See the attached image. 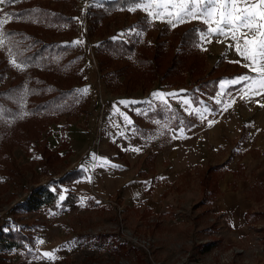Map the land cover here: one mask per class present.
<instances>
[{
	"label": "rangeland",
	"instance_id": "1",
	"mask_svg": "<svg viewBox=\"0 0 264 264\" xmlns=\"http://www.w3.org/2000/svg\"><path fill=\"white\" fill-rule=\"evenodd\" d=\"M114 1L10 3L16 8L36 2L49 10L47 19H31L32 32L46 44L65 48L57 58L64 68L54 76L35 71L47 81L68 85L75 106L73 112L61 113L30 109L23 92L14 113L0 108V264H264V151L259 147L264 128L252 127L262 109L251 105L242 110L244 85L215 95L218 74L231 77L245 64L228 56L237 43L230 41L231 35L210 31L217 27L218 4L200 5L198 18L183 15L180 22V0L167 8L153 4L148 11L146 0L128 1L102 14L97 11L98 19L89 22L90 10ZM7 3H0V54L9 64L4 73L0 67V91L19 76H24L23 89L29 81L26 64L14 59L2 36V25L9 20ZM155 11L161 18L150 14ZM208 11L212 14L205 15ZM184 22L193 28L189 40L185 29L177 27ZM103 40L133 47L117 52L103 47ZM234 53L247 60L237 46ZM142 57L146 63L140 65ZM214 81L216 90L210 95ZM189 110L208 119L209 128L217 117L232 112L229 133L239 129L243 113L254 116L238 135L224 137L222 146L196 145L192 154L201 161L186 165L181 143L187 137L182 125ZM126 129L129 137L136 136L135 145L125 139ZM173 129L179 143L170 135ZM199 129L197 125L187 135L198 142ZM249 146L252 161L246 168L237 160ZM149 150L157 152L155 164L146 157ZM232 152L236 169L231 168ZM227 154L229 159L218 168L215 163ZM153 174L156 200L150 205L140 198L149 192L144 179ZM225 174L235 177L225 190L239 192L250 203L247 222L238 226L214 208ZM236 180L244 185L237 188Z\"/></svg>",
	"mask_w": 264,
	"mask_h": 264
},
{
	"label": "trees",
	"instance_id": "2",
	"mask_svg": "<svg viewBox=\"0 0 264 264\" xmlns=\"http://www.w3.org/2000/svg\"><path fill=\"white\" fill-rule=\"evenodd\" d=\"M128 1H137V0H115L114 2H108L107 6L99 10H90L89 14L91 15V20L98 19L99 11L101 14L105 12L106 9H111L115 4L123 5ZM6 14L9 16V20L2 25L1 32L2 36L7 45L10 46L14 59L21 63L26 64L24 67V73L29 79L26 89L24 87V76H19L16 80L12 79V85L2 91H0V108H3L5 112H12L18 110L20 107V102L22 101L23 92L27 94L26 104L30 109L40 110L45 109L53 113L61 112H73L74 104L71 101L73 93L67 86H64L59 83L58 80H46V77L41 74H52L56 75L57 71H60L64 68V65H61V62H57L58 56H60L65 48L63 46L42 42L38 37L33 34L32 30L34 29L33 20L31 19H47L49 15V10L42 8L40 4L33 2V4L19 5L16 8H11L10 3H7L5 6ZM90 25V23H89ZM189 23H182L177 25V27L184 28L186 31V38L188 40L191 38V26ZM200 27L204 28V24H200ZM195 31V29H194ZM193 32V31H192ZM190 37V38H189ZM185 38V39H186ZM103 47L106 49H113L117 52L131 50L132 45L119 44V42L111 40H103ZM158 51H156L157 53ZM155 53V55H156ZM156 57V56H155ZM172 57V56H170ZM144 57L137 59L140 65L146 63ZM151 59V58H150ZM99 66L102 69L105 66V60L102 58L98 60ZM142 63V64H141ZM172 63L170 62L167 66V69H170ZM8 62L0 54V67L3 68L1 71L4 73L8 68ZM35 68H38L41 72L40 76L35 71ZM43 69V71H41ZM149 71H152V68H149ZM43 72V73H42ZM218 78H215V81L221 78L222 74H218ZM47 76V75H46ZM214 81V86L209 87L208 92L210 95L216 90V82ZM206 82H204V85ZM74 105V106H73ZM72 106V107H70ZM12 112V113H14ZM5 114V113H4ZM186 120V119H185ZM199 118L195 115L190 114L189 118L184 121V126L190 127L198 122ZM118 151V149H117ZM121 152V150H119ZM154 156L155 153H150ZM213 170V168H212Z\"/></svg>",
	"mask_w": 264,
	"mask_h": 264
},
{
	"label": "crops",
	"instance_id": "3",
	"mask_svg": "<svg viewBox=\"0 0 264 264\" xmlns=\"http://www.w3.org/2000/svg\"><path fill=\"white\" fill-rule=\"evenodd\" d=\"M223 7L224 6L222 4L220 6H219V4L215 5L216 20H219L221 18L220 9H222ZM227 7H228V10L231 11L232 8H233V5L231 3H229ZM245 7L249 8L250 11H254V12L257 13V18L254 19L253 21H251V23L254 26L259 25V24H264V20H260L259 19V12L260 11H264V8H262V7H253L252 4L246 3V0H237L236 8L244 9ZM223 29H225L224 30L225 32H228V31H230L231 28L228 27V28H223ZM234 31H235L236 36H238V37L240 36V32L241 31L246 32V33L249 32V30L247 28L235 29ZM259 31L260 32H264V28L259 29ZM222 36L223 37H227L225 35H222ZM253 36H255L257 41L261 40V39H264V36L259 35L258 32L249 33V39H252ZM230 38H231V36H230ZM230 41H234V40L232 39ZM239 43H242V44H240L241 48H244V41L240 40ZM236 46H237V43H236V45L233 44V46H232L233 52L232 51H228V56L231 57L230 60L233 61L234 63H236L237 65H238V62L239 63H245L246 65L251 63V61L248 60V59L247 60L238 59L237 54L234 53V51H236ZM227 48H228V46H226V43H225V47L222 49V51L223 50L226 51ZM247 48H248V53H247L248 55H253L255 51H258L256 49H254V45H252V44H249L247 46ZM224 51H223V53H224ZM241 57L245 58L242 55H241ZM235 61H237V62H235ZM257 62L258 63L260 62V57H257ZM244 65L242 66V68L239 69V71H237V74H234L231 77H226V76H222L221 77V79L217 83V91H215V95L217 93L222 95L224 92H227V88L228 87L237 86V88H238V86L240 87V85H244L245 88H244L243 92L245 93V96H244V104H245V106L242 108V110L244 108L248 109V107L251 106V105L260 106V108L262 109V112L260 114H257L252 119L256 123V124H253L252 127H253V129H257V128H261L262 129V128H264V106H261V105H264V88H262L260 86V83H259L260 75L257 72L251 71L250 68L245 67ZM242 76H247V77H249V79L240 80L238 83H234V84L231 83V81L237 80L239 77H242ZM221 81H223L225 84H222L220 86L219 83ZM253 81H257V82L254 83ZM257 93H260V94L258 95ZM228 103H229V105H233L234 104V102L232 100L230 102H228ZM192 104H193V106L198 105V103H194V101H192ZM248 110H250V109H248ZM186 113H185V115H188V116L190 114H195L191 110H189L187 114ZM232 116H233V113L230 112V113H226L221 118L217 117L216 118V124L214 126L212 125L210 128L207 127L208 126L207 125L208 124V119L201 120V118H199V116H198L199 120H198V122L196 124H194V125H192L190 127H187V128L184 125H182V134H185V136H187V137L183 138L182 143H181L182 146H183V150H181V152L183 153V156H182L183 164L187 165V163H189V165H190V163L191 164L192 163L197 164V162H200L201 161L200 156L197 158L196 157V153L192 154L194 148H196V145L205 146L206 143H210L211 142V143L216 144L217 146L218 145L222 146L224 137H229V135H233V137H234L235 135H238V130L240 129V127L242 125L246 124L247 122H250V118L252 116H254V114H252L251 117H250V114L247 115V117H246V114L243 113V118H241L239 120V129L231 130V132L229 133L228 132V128L233 126L234 118ZM197 125H199V128H200L198 134L201 135V137H202V139L199 140L198 142L195 139V137L187 135V133L193 132L192 129L196 128ZM177 127H178V129L180 128L179 126H177ZM224 127H227L226 131L223 130ZM134 129H135V127H134ZM178 129L175 128V130H178ZM175 130L173 129L172 131H170V135L172 136V139H173L174 142H175V140H177L176 143H179V137H175L174 133H173V131H175ZM129 131H128V129H126V133H125L126 137H125V135H124V137L127 140V142L130 143V145H135L138 142V140L136 139V136H135V138H131V137H134V135H131L129 137V135H130V133H128ZM133 132L135 133L136 131H133ZM245 133L248 136V134H250V129L246 130ZM127 137H129V138H127ZM186 147H188V149L184 150ZM259 147H260L261 151L262 150L264 151V143L260 144ZM117 149L121 150V152H123L121 147H117ZM230 151H232V150H230ZM150 153H155V155L151 156ZM156 156H157V152L156 151L149 150L147 152V156L146 157H148V159L150 157L151 160H152L151 162L155 164ZM185 156H186V158H184ZM228 156H229L228 154L225 155V157H223L220 162L215 163L216 166H218V168H220L222 166L223 162L225 161L223 159H226ZM174 158H177V157H174ZM262 158H264V154L262 155V157L260 159H262ZM227 159H229V158H227ZM234 159H235V157L233 156V152H232L231 159H230L231 160L230 163H231V168L232 169H236L237 168V167H235L236 160H234ZM251 161H252V159L250 158V146H249L248 150L245 151V153L243 154L241 159L237 160V162L238 163H242L244 166H246V168H250V162ZM177 163H178V160L176 161V164ZM208 164H211V163H208ZM212 165H214V164H212ZM225 166H227V164L224 165L223 168ZM204 167H206V166L204 165L203 168ZM228 167L229 166H227V168ZM203 168H201V169H203ZM184 171H187V170H184ZM184 171H182V172H184ZM234 178L235 177L233 175L228 176V175L225 174L224 175V179L219 182V186L218 187H219L220 192L223 191V194H221L219 192V190H218L217 193H219L220 199L218 198L219 200L215 201L216 204H215L214 208H215V211H217L218 213L226 214L228 216V219L231 222V224H233L234 226H238L239 224H242V222H244V221L247 222L245 213L248 211L250 203H247L246 199H244V197L242 198V194H240L239 192H237V191H233L232 192V191H226L225 190V187L228 185V182L231 179L233 180ZM144 182H145V186H146L145 191L148 190L149 192L145 193L147 195H143L142 197H144V199L140 198V200L142 202H143V200H145V202H148V204L151 205V204L154 203L153 200H156V194H155V189H156L155 186L157 185L156 184V182H157L156 175L153 174V175L147 176L144 179ZM235 183L237 184V188L242 187L244 185L243 181H239V180L238 181L236 180ZM222 184H224V185H222ZM140 188L141 187H139V189ZM228 193H231V194H228Z\"/></svg>",
	"mask_w": 264,
	"mask_h": 264
},
{
	"label": "snow or ice",
	"instance_id": "4",
	"mask_svg": "<svg viewBox=\"0 0 264 264\" xmlns=\"http://www.w3.org/2000/svg\"><path fill=\"white\" fill-rule=\"evenodd\" d=\"M11 3L12 0H0V3ZM231 3L233 5V8L231 11L228 10L227 5ZM237 0H180V12L177 13L176 19L180 22H183V15H191L193 18L197 17V8L200 5L204 4H222L224 7L220 9V15L221 18L216 21L217 27L214 29H210L212 32H218L221 35H231V38L233 40L237 41V51L240 52L242 56L245 57V59H248L251 61L248 65H245V67H248L253 72H257L260 75V86L264 88V39L256 40L255 36L252 37V39H249V33L251 32H258L259 35L264 36V32H260L259 29L264 28V24H259L254 26L251 21L257 18V13L254 11H250L249 8L245 7L244 9H238L236 8ZM246 3H250L253 5V7H262L264 8V0H246ZM155 5L156 8H167L169 5L175 6L174 0H146V3L144 5V8L146 11H148L152 5ZM192 7V11L189 12L187 9L189 7ZM135 8L129 9V11H135ZM151 15L156 16L157 18H161V13L159 11L150 12ZM205 15H211V11H208L204 13ZM168 15H171V13H168ZM259 19L264 20V11L259 12ZM4 21H0V23H3ZM206 23L208 21H205ZM173 27L176 25L173 24ZM227 26L231 29H242L247 28L249 30L248 33L241 31L239 38L236 36L235 31H232L231 33L225 32L223 30V27ZM240 40L244 41V48L243 50L240 47ZM210 42V41H209ZM249 44L254 45V49L258 50L255 51L253 55H248V48L247 46ZM257 57H260V62H257ZM249 77L242 76L239 77L237 80L231 81V83H238L240 80H247ZM256 83L257 81H253ZM82 91H87V89H84ZM258 95L260 93H257ZM156 95V94H154ZM123 103V101H122ZM264 106V105H261ZM211 123V122H210ZM136 151H139V149H136ZM60 199H63V196L60 197ZM50 255V254H46Z\"/></svg>",
	"mask_w": 264,
	"mask_h": 264
}]
</instances>
